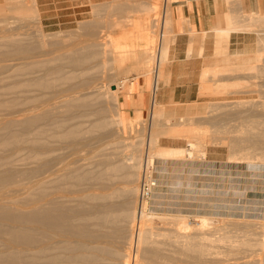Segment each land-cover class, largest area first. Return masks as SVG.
<instances>
[{
  "label": "bare ground",
  "instance_id": "obj_1",
  "mask_svg": "<svg viewBox=\"0 0 264 264\" xmlns=\"http://www.w3.org/2000/svg\"><path fill=\"white\" fill-rule=\"evenodd\" d=\"M130 1L135 4L107 7L131 13L122 21L105 27L93 21L94 14L78 39L65 46L55 42L45 50L44 42L27 31L28 17L37 20L33 3L14 8L19 16L17 32L0 35V264H143L152 260L188 264L208 263L212 254L241 255L264 264L262 222L252 228L245 222L246 229L235 238L226 231L215 236L221 228L210 230L205 216L194 227L185 216L161 217L174 227L162 234L151 231L154 215L146 212L140 189L143 177L153 180V160L204 155L201 142L188 141L187 148L157 146L158 138L198 139L206 131L195 132L187 127L190 118L177 114L172 105L155 101L159 64L172 43L166 5L161 11L158 0ZM262 45L252 62L263 59ZM257 65L252 64L249 72L263 75L264 63ZM106 67L111 72L101 80L114 81V89L108 88L109 81L102 85L96 75H89ZM139 70L151 75L147 134L124 143L126 138L120 134L113 138L111 130L113 126L121 130L126 120L118 108L119 86L114 78ZM142 112L138 106L135 122L141 120ZM247 122L245 130H235L241 136L230 144L228 161L264 162V113L250 112ZM118 173L126 182L120 190L136 194V200L112 214L107 208L112 196L104 191L106 180ZM124 224L127 234L120 252L108 239L112 228ZM102 255H117L120 262Z\"/></svg>",
  "mask_w": 264,
  "mask_h": 264
},
{
  "label": "rangeland",
  "instance_id": "obj_2",
  "mask_svg": "<svg viewBox=\"0 0 264 264\" xmlns=\"http://www.w3.org/2000/svg\"><path fill=\"white\" fill-rule=\"evenodd\" d=\"M158 2L161 5L160 10L165 11L166 5L169 16H171L170 0H166V3L163 0H158ZM0 3L2 4L0 6L2 7L0 35L17 32L19 16L14 12V8L22 3L28 5L33 3L37 12V20L32 16L28 17L27 31L44 42L42 48L45 50L49 48L51 43L56 42L57 45L65 46L76 41L78 35L83 31L84 24L92 20L94 14L97 15H95L96 18L93 21H98L100 25L105 27H109L111 22L122 21L126 15L131 14L109 9L107 8L109 4L124 3L130 6L135 4L130 0H0ZM97 6L101 9L96 10ZM170 35L173 37L172 31ZM261 54L263 59L258 62L259 65L264 63V52ZM50 57L51 55L44 58ZM108 72L111 71L106 67L102 70H95L89 75H96L99 81L102 82L101 84L104 85L109 80H101V78L108 76ZM255 74L257 73L251 74L248 84L245 83L244 92H235L234 98L229 100L210 103L209 106L211 107H208L210 114L208 115L198 117L194 114H186L183 110L186 105H172L170 107L177 114L190 118L187 127L193 128L195 132H198L201 128L205 129V136L197 139L193 136L169 137L161 135L157 140V146L187 148L188 141L201 142L199 143L202 145L200 149L204 148V155L200 158L186 156L180 159L153 160L150 167V176L153 179L151 182H154V186L150 189L149 198L145 199L146 212L154 215L150 226L152 232L162 234L173 228L174 226L169 220L161 218L171 216H185L190 227L196 226L199 217L205 216L210 230L214 227L221 228L215 231V236L226 231L233 238L244 232L246 229L245 222L251 223L250 228L254 227L253 224L256 222L264 223V162L228 161V155L231 151L230 144L234 143L235 136H241L235 130L241 129L243 131L248 127L247 121L250 112L264 113V107H262L264 105V74L258 73V77ZM150 76L139 70L128 75L118 73L114 78L119 86L118 108L121 115L126 117V120H123L119 131L117 127H111V130L114 131L113 138L116 139L120 134L121 138H126L123 141L126 143L136 141L139 137L143 139L146 136L147 108L149 106L147 84ZM125 77L127 80L124 81ZM141 79L145 81L143 86L139 90L129 91L126 95L124 87L126 85L130 86ZM122 80L123 82H121ZM108 88H115L114 81H109ZM133 92H136V95L140 92L145 98L144 105L141 107L144 111L142 112L143 116L138 122L133 119L136 109L134 96H131ZM125 96L133 104L123 105ZM108 106L111 110L110 103H108ZM188 106L193 109L194 103ZM109 110L107 113L110 112ZM130 121H132V124L127 126L126 123ZM183 122L180 121L179 124H183ZM92 143L95 144L94 141H91ZM93 146L97 147V145ZM95 147L93 149H96ZM124 150L130 151V148ZM84 152L82 153L84 154ZM88 154L85 155L90 156ZM92 159L93 157L88 159V166L92 165ZM186 159L192 160L191 163H186ZM124 182L120 173L106 180L107 188L104 192L112 196L107 202V208L112 214L119 213L123 208L131 207L136 200V194L132 196V194L120 190ZM17 183L22 184L26 181L22 183L17 181ZM137 183V181L134 182L135 185ZM111 230V237L108 239L110 246L123 252L125 244L122 241L127 234V225H118ZM189 232H192V230ZM157 238L162 241L161 236ZM221 250L224 251L225 248L221 247ZM132 251L133 249H131V254H133ZM102 256L103 259L120 262L117 255ZM240 256L212 254L208 257V263L191 262L188 264H217V262L220 264H259L258 260L247 261V258H241ZM166 261L152 260L143 262V264H171V261Z\"/></svg>",
  "mask_w": 264,
  "mask_h": 264
},
{
  "label": "crops",
  "instance_id": "obj_3",
  "mask_svg": "<svg viewBox=\"0 0 264 264\" xmlns=\"http://www.w3.org/2000/svg\"><path fill=\"white\" fill-rule=\"evenodd\" d=\"M170 6L173 37L159 64L155 101L208 115L210 103L234 98L250 82L249 69L258 64L251 58L264 42V0H170ZM138 82L124 90L126 95L145 83ZM131 96L136 109L144 105L143 94ZM131 103L125 96L123 105Z\"/></svg>",
  "mask_w": 264,
  "mask_h": 264
},
{
  "label": "built area",
  "instance_id": "obj_4",
  "mask_svg": "<svg viewBox=\"0 0 264 264\" xmlns=\"http://www.w3.org/2000/svg\"><path fill=\"white\" fill-rule=\"evenodd\" d=\"M144 178L145 177H143V180L141 182L142 184H141V189H140V198H144L147 200L150 195V189L152 186H154V182L152 183V182L145 181Z\"/></svg>",
  "mask_w": 264,
  "mask_h": 264
}]
</instances>
